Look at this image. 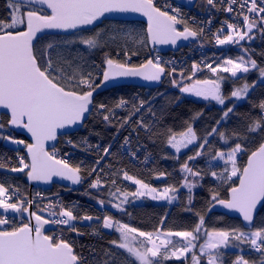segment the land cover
<instances>
[{
  "label": "snow or ice",
  "instance_id": "6c2138e0",
  "mask_svg": "<svg viewBox=\"0 0 264 264\" xmlns=\"http://www.w3.org/2000/svg\"><path fill=\"white\" fill-rule=\"evenodd\" d=\"M206 3L217 11L228 13L232 21L225 19L217 32L212 34L215 44L238 46L240 54L235 58L222 57L215 67L211 63L204 67L214 74L218 69L228 73V79L234 84L241 79L244 83L225 95L222 92L225 77L219 75L216 79H196L187 84L173 79V85L179 87L181 93L216 102L221 106L222 115L204 136H198L191 124L179 133L171 128L161 133L167 137L166 145L175 150L170 155L178 163L182 150L190 146H194V149L192 155L179 163L180 185H168L159 190L124 169H115L111 165L106 169L102 166V162L113 155L111 145L93 146L85 141L87 150L97 154L93 165L87 167L83 161L73 164L68 159L58 158L57 149L49 152L45 147L48 141L57 140L59 130L82 125L93 110L102 115L105 124H118V132L127 125L132 127L133 132L141 129L152 133L161 121L150 103L141 100L128 109L129 102L121 98L114 107L102 103L96 105L94 93L117 78L142 77L147 81H159L166 72L159 57L136 65L130 61L132 56L139 54L137 51L129 54L126 49L123 61L105 53L102 71L94 75L78 62L80 54L78 51L74 54L70 45L80 43L88 50L96 49L102 46L98 44L101 33L97 32L91 38L80 36L76 40L60 43H42L41 37L48 30L67 32L92 26L106 13L114 12L140 13L147 17L146 39L154 45H175L180 39H202L205 38V29L202 26L190 27L179 8L165 4L162 10L155 0H4L6 14L0 17V109L7 110L8 126L26 130L32 143L3 135L4 124L0 123V139L24 145L30 160L27 163L25 156L18 155V166L9 167L10 158H5L9 164L5 163V159H0V170L8 168L14 173H24L28 169L25 175L30 181L48 182L55 176L72 184H81L90 179L88 188L97 193L91 197L89 192L90 198H95L102 209L110 205L125 214V205L136 199L149 196L153 200H165L171 204L178 200L180 190L186 189L188 198L185 211L192 212L197 221L190 229L157 227L144 231L114 220L110 215L78 216L74 214L78 210L77 205H65L59 200L41 205L35 198L44 199L41 193L29 198L20 192L19 186H6L0 182V264H117V254L111 250H106L100 257L93 255L92 260L88 261L75 251L74 243L64 238L63 229L59 234L45 233V225H54L83 235L76 227L77 221H88L91 226V222L101 220L102 224L94 228L92 234L98 235L100 227L119 233V239L110 243L127 254L124 264H168L172 260L180 264H264V225H255L257 206L264 207V135L254 150L249 152L246 146L252 134H264V99L253 105L259 109V115L248 123L244 133L222 129V125L228 123L230 114H234L235 103L227 106L228 102L247 101L256 87L257 82H247L246 74L255 70L259 73L258 82L264 83V66L259 65L253 57L254 50L245 47V44L254 42L257 35L264 40V0H219V3L218 0H206ZM208 23H211L210 19ZM178 25H183V30L178 29ZM134 42L145 44V39L139 38ZM119 55L118 51L116 56ZM260 55H264V52ZM92 67L99 66L93 64ZM192 69L193 72L200 70V65L194 63ZM171 71L174 73L176 69L172 68ZM101 75L102 79L96 83ZM188 79L191 80V77ZM146 103V111L152 117L147 123L142 112ZM117 109L127 110V115L117 116ZM201 115L196 114L193 121ZM134 116L137 118L132 122ZM210 137L218 138V142L227 147L215 148ZM67 143L76 146L71 139ZM128 145L130 139L126 136L122 147ZM245 152L249 154L246 163L241 166L238 157ZM127 154L131 159L137 158L135 151L129 149ZM204 157H207L204 167L208 173L194 167L197 159ZM148 159L145 157V162ZM217 168L220 170H215ZM206 174L222 183L231 182L227 199L220 198L218 192H212L211 201L238 212L242 217V226L209 230L205 215L193 212V189ZM166 175L159 172L156 178ZM123 181L135 185V191L123 190ZM9 212L19 214L22 221L26 219L27 222L15 225L7 216ZM165 220L166 217L161 220V225ZM233 249L235 252L231 251ZM233 255L235 258L231 259Z\"/></svg>",
  "mask_w": 264,
  "mask_h": 264
},
{
  "label": "trees",
  "instance_id": "16d2710c",
  "mask_svg": "<svg viewBox=\"0 0 264 264\" xmlns=\"http://www.w3.org/2000/svg\"><path fill=\"white\" fill-rule=\"evenodd\" d=\"M6 14V9L4 8V0H0V17ZM101 33V38L98 40V46L96 49L88 50L87 46L80 43L70 45L71 51L75 54L77 51L80 54L79 63H83L86 69L91 70L93 73L96 71V67L92 65H100L101 71L103 68V61L105 58V53L109 54L113 58H118L124 60V51L129 50L137 51L139 54L131 57V64H140L146 61L144 57L150 53L151 49L149 43L146 39V25L139 22H104L101 26L94 30L75 33L71 36H43L41 37L42 43L45 41L60 43L62 41H73L80 36L93 37L95 33ZM131 35H126V34ZM139 38L145 39V44H139L136 41ZM244 43V42H241ZM207 45L212 48V40L207 42ZM245 47H250L253 51V57L256 59L257 63L264 66V55L260 53L264 52V40H262L259 35L254 42L250 44H245ZM214 50L218 53L225 51L223 47L213 46ZM120 52L119 57L116 56L117 52ZM240 54V49L238 46H232L228 56L237 57ZM198 71V70H197ZM196 72V71H195ZM193 72L192 64L188 66V70H184L177 77L176 80L189 77ZM95 75V73H94ZM221 77H225L222 81V92L225 95H229L234 87L239 86L244 83V80H237L235 84L231 79H228L229 75L218 74ZM217 76H209V74H204L197 79H216ZM99 79L96 83H99ZM245 79L249 84L257 82L256 87L252 90L247 98V101L242 100V103L237 101H229L227 106H231L233 102L235 103L234 114H230L228 123L222 125V129H227L229 132L235 131L238 133H244L245 129L254 118L259 115V109L254 108V104H258L260 100L264 99V84L259 83V73L257 71H250L246 74ZM166 78L161 83L157 89L148 90L146 88L136 87V86H124L115 88L98 96L95 100V104H105L109 107H114L115 104L122 98L129 102L128 109L131 108L133 103H139L143 100L151 104L152 109L156 112L157 118L161 121V124L153 129L152 133H146L144 130L137 129L135 132L138 136L134 135L132 127L129 126L125 128L117 143L112 144V140L118 133V124L116 126H109L103 122L102 115L98 114L93 110L92 115L85 123L84 127L76 134L70 136L74 142L87 141L88 144L93 145L99 144L101 147L111 145L112 156L106 161L104 167L107 169L111 165L115 169H128L131 175L136 176V178L143 179L146 183L157 189H163L168 185H177L181 183V174L179 173V163H182L188 155L193 154L194 146H190L189 149L182 150L179 154V163L176 159L171 158L170 154L175 152L166 145V135H161L162 132H166L168 128L179 133L186 130V127L191 124L197 132L198 136H204L207 131H210L213 126H215L216 121L222 115L221 106L214 104L211 101H205L203 98L196 97L192 94L181 93L179 89L170 90ZM168 91V92H167ZM148 104H145V109L142 110L144 113L145 122H149L152 117L146 111ZM202 113V115L193 121V117L196 114ZM127 115V110L117 109V116L124 117ZM137 117L134 118V121ZM8 116L2 115L0 118V123L4 124L3 135L11 136L13 139L24 140L25 138L15 131L12 130L7 124ZM132 120V122H134ZM134 126V123H133ZM120 130V129H119ZM131 135L129 138L132 147L136 149L139 145L138 142L141 141L145 145L142 150L143 157L141 156V164L139 166H134L127 157L122 155L120 149L124 142V138ZM264 134H252L249 137L246 146L251 150H254L258 144L261 142V136ZM179 138V137H178ZM64 138H61L63 140ZM212 146L218 149H225L227 146L218 142V138H211ZM27 143V140H24ZM81 141V143H82ZM137 143V144H136ZM136 144L137 147L134 146ZM85 147L81 146L80 150L85 151ZM25 148L20 149V152L26 158ZM249 152H245L238 158V163L243 166L247 161V156ZM168 156V158H165ZM97 157V154H96ZM145 157H150L147 162H145ZM5 158H10L9 161ZM0 159H5V163L10 166H18L15 160V149L13 147L7 146L3 139H0ZM204 158H198L194 164L195 168L202 169L204 173H208V169L204 167ZM80 162V161H79ZM79 162H75L79 163ZM93 161L85 164V166L93 165ZM147 165V167H146ZM219 171L220 169H215ZM28 169H25L24 173L21 172H11L8 168L0 170V182L5 184H13L19 186L22 192L29 193L28 186L25 182V173ZM159 172H165L168 175L160 179L156 178ZM231 182L222 183L219 180L211 177L210 174L204 175V178L199 182V187L197 191L193 194V212H200L205 215V223L209 230L211 229H226L231 227L242 226L239 220L230 218L224 214L213 213L208 214L210 207L214 204L211 201V193L218 192L220 198H228V188ZM238 183V180L236 181ZM61 189L57 186L53 190ZM96 192L91 193V197H95ZM188 193L187 191L180 190L179 198L177 203L174 205H158L152 200L145 199L142 204L137 205L128 203L125 205L127 214L124 212H115L112 209H108L107 205L103 209L105 214L111 215L116 220L128 223L132 227H136L144 231H152L157 227H164L167 229L183 230L190 229L193 224L197 221V217L193 215L192 212L185 211L187 205ZM85 200L90 201L93 204H97L95 198H90V195L84 197ZM116 203L117 201H113ZM99 208V207H98ZM100 209V208H99ZM166 217L163 225H161V220ZM256 226L264 225V207L260 210L256 222ZM77 229L84 233L83 235H77L76 232H71L64 228L65 232L69 233L71 238L73 237L75 251L78 253L85 252V254L92 260L93 255L98 257L103 256L106 250H111L117 254V264H124V257L127 255L123 250L117 249L110 242L113 240H118L117 235H110L104 231L101 238H95L91 232L93 226L81 225L76 223ZM234 255L231 259H234ZM168 264H180L178 261H169Z\"/></svg>",
  "mask_w": 264,
  "mask_h": 264
},
{
  "label": "water",
  "instance_id": "95a60500",
  "mask_svg": "<svg viewBox=\"0 0 264 264\" xmlns=\"http://www.w3.org/2000/svg\"><path fill=\"white\" fill-rule=\"evenodd\" d=\"M105 21L141 22V23H144L146 25V32H147V26H148L147 17L143 16L140 13L114 12V13H106L104 17H101L92 26H86L84 28L77 29V30H69L67 32H61V31H57V30H48L43 36H45V35L68 36V35H71V34L76 33V32H81V31L93 29V28L101 25ZM195 41L196 40H193L192 38H190L189 40L180 39L177 41V43L175 45H172V44H155L154 45L150 41H148V42H149V46H150L152 52H156L159 54H167L170 52H172V53L179 52L181 49L187 47L189 44L194 43ZM163 77H164V74L161 76V79L159 81H147V80L143 79L142 77H127V78H117L115 80H110L106 86H102L101 88L97 89L96 93H94V102H95L96 98L98 96H100L101 94L106 93L107 91L113 90L115 88H119V87L136 86V87H146V88H157V87H159V84H160L161 80L163 79ZM6 111L7 110H5V109H0V118L2 115H6ZM88 119H89V116L87 117V119L84 120L82 125H76L70 129L59 130L58 135H57V140L48 141L45 145L46 149L49 151V150H52L53 148H55L57 146V144L59 142V138L61 136L72 135V134L78 132L85 125V123L87 122ZM11 128L15 132L22 135L29 143H32L31 136L29 133H27L26 130L20 129V128H14V127H11ZM61 133H66V134L61 135ZM26 156H27V150H26ZM29 163H30V160H29ZM26 183L29 186L30 190H32V189L49 190L54 185H58V186H61L64 188H74L78 185V184H72L71 181L65 180L61 177H55V176L52 178L51 181H48V182L30 181L28 178H26ZM228 196H229V192H228ZM261 209H262V206L258 205L256 215H255V221H256V218H257ZM213 213L224 214L230 218H234V219L239 220L242 224V217L240 216V214L238 212H235L232 210H227L219 204H213L210 207L208 214H213ZM51 230H53L52 225H45V233L49 232Z\"/></svg>",
  "mask_w": 264,
  "mask_h": 264
},
{
  "label": "built area",
  "instance_id": "2783aa9c",
  "mask_svg": "<svg viewBox=\"0 0 264 264\" xmlns=\"http://www.w3.org/2000/svg\"><path fill=\"white\" fill-rule=\"evenodd\" d=\"M155 2L162 7V10H163V6L165 4L171 5L172 7L179 8L180 13L186 19H188L190 24L197 25V24L201 23L202 27L204 29H207L208 27H211L215 22L220 21V18H222V16L223 17H228V18L230 17L229 14L224 12V11H218L217 14L213 13L212 11H208L206 13H202V12L190 9V8H186V7L182 6L181 4H179L176 0H155ZM218 3H219V0H218ZM169 11H170V9H169ZM170 14H172L171 11H170ZM209 19L211 20L210 24L208 23ZM193 21H195V23H193ZM187 56H191V55L188 53ZM167 64H169L172 68H175V69L179 68L181 66V62H177L173 58H169L167 60ZM134 118H135V116L132 118L133 121H134ZM128 127L129 126L126 125L124 128H122L121 132L125 128H128ZM134 135L136 136V139H138V137H137L138 135L135 134V133H134ZM131 138H132V136H131ZM85 149L87 150V145H85ZM139 149H140V147H137L136 149H134L137 154L139 153ZM58 156L60 157V155H58ZM61 158L68 159L69 161L72 160V157H71L70 154L63 155ZM83 159H86V158L83 156ZM105 162H106V160L102 162V166L105 165ZM139 164H141V159H139ZM71 192H72V190L67 191L65 193H57V194H53V195H48V194L46 195L44 193H41V195H42V197L44 199H40L38 197H35V194L33 196H30V197L28 196V197L29 198H34L35 197L38 200V202H41L44 205L48 204L49 201L56 202L57 200H59V201H62L65 205H77L78 206V210H81V211H83V210H86V211L91 210L90 207L84 206L78 200H73L72 201V200H68L67 197H64V196H66L67 194H69Z\"/></svg>",
  "mask_w": 264,
  "mask_h": 264
},
{
  "label": "rangeland",
  "instance_id": "374dc122",
  "mask_svg": "<svg viewBox=\"0 0 264 264\" xmlns=\"http://www.w3.org/2000/svg\"><path fill=\"white\" fill-rule=\"evenodd\" d=\"M180 2H182V3H185V5H187V6H189V7H191V8H194V7H198L199 6V4H200V2H201V0H179ZM229 45H226V46H219V47H228ZM219 73H222V74H227V75H229L228 73H223V72H220L219 71ZM262 84H264V83H262ZM201 98V97H200ZM204 100V99H203ZM210 101V100H209ZM211 102H214V101H211ZM237 102H240V103H242V100H240V101H237ZM214 104H216V102H214ZM4 143L7 145V146H10V147H14V148H19V147H23V145L21 144V145H16V144H13V143H11V141H5L4 140ZM239 158V157H238ZM198 187H199V184H198V186L196 187V188H194L193 189V194L197 191V189H198ZM159 190H162V189H159ZM182 190H184V191H187L186 189H182ZM131 198V197H130ZM132 199V198H131ZM145 199H147V200H152V202H154V203H156V204H158V205H168V206H171V205H174L175 203H177V200H175V201H173L171 204H169L167 201H165V200H153L151 197H149V196H145V197H141V198H139V199H136L135 201H134V203L136 204H139V203H143V202H145L146 200ZM145 200V201H144ZM118 202V201H117ZM99 208L100 209H102L100 206H99ZM107 208L108 209H112V210H114L115 212H120V211H117L115 208H113V207H111L110 205H107ZM104 209V208H103ZM111 216V215H110ZM114 220H116L115 218H114ZM76 223H79V224H81V225H89L90 224V222H88V221H77ZM93 223H101V221L100 222H96V221H93V222H91V224H93ZM104 231L107 233V234H110V235H114V234H116L117 236H118V238H119V233H117V232H115V230H107V229H104ZM124 251V250H123ZM231 251H233V252H235V250L233 249V250H231ZM172 261H175V260H172ZM178 262V261H177Z\"/></svg>",
  "mask_w": 264,
  "mask_h": 264
},
{
  "label": "bare ground",
  "instance_id": "6f19581e",
  "mask_svg": "<svg viewBox=\"0 0 264 264\" xmlns=\"http://www.w3.org/2000/svg\"><path fill=\"white\" fill-rule=\"evenodd\" d=\"M141 130V129H140ZM133 133H135V132H133ZM136 134V133H135ZM129 136V138H131V135H128ZM139 142H141V141H139ZM126 171H128L129 172V170L128 169H125Z\"/></svg>",
  "mask_w": 264,
  "mask_h": 264
}]
</instances>
